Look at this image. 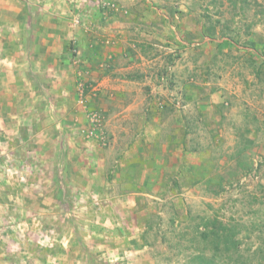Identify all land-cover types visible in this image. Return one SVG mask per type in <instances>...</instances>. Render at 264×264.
I'll list each match as a JSON object with an SVG mask.
<instances>
[{"label":"rangeland","instance_id":"1","mask_svg":"<svg viewBox=\"0 0 264 264\" xmlns=\"http://www.w3.org/2000/svg\"><path fill=\"white\" fill-rule=\"evenodd\" d=\"M36 1L0 20V264H264V0Z\"/></svg>","mask_w":264,"mask_h":264},{"label":"trees","instance_id":"2","mask_svg":"<svg viewBox=\"0 0 264 264\" xmlns=\"http://www.w3.org/2000/svg\"><path fill=\"white\" fill-rule=\"evenodd\" d=\"M208 233L213 237V239H215L217 246L219 244H222L227 249V251L232 247L234 248V239L236 236L235 229L227 227L221 222L215 221L214 223H212V227L210 229V232L208 231Z\"/></svg>","mask_w":264,"mask_h":264},{"label":"crops","instance_id":"3","mask_svg":"<svg viewBox=\"0 0 264 264\" xmlns=\"http://www.w3.org/2000/svg\"><path fill=\"white\" fill-rule=\"evenodd\" d=\"M8 1L9 0H0V20H1V16L3 18L6 17L5 16L6 15L5 11L8 10V7H9ZM10 1L16 2V3H14L15 7H14V9L12 11V13L15 15L16 18L22 17V16L19 15V12H20L21 9L19 7H17L18 4H19L20 7L24 4V2L26 4H37L36 0H29L30 2L25 1V0H10ZM40 1L42 2L41 4H43L44 6H46V5H52V6L56 5L57 6V1L56 0H40ZM3 72H5V69L4 68L2 69V67H1L0 68V76H1V74Z\"/></svg>","mask_w":264,"mask_h":264},{"label":"built area","instance_id":"4","mask_svg":"<svg viewBox=\"0 0 264 264\" xmlns=\"http://www.w3.org/2000/svg\"><path fill=\"white\" fill-rule=\"evenodd\" d=\"M93 120H92V123H93V126H96L97 124H95L96 122H98V119L95 118V116L92 117Z\"/></svg>","mask_w":264,"mask_h":264}]
</instances>
